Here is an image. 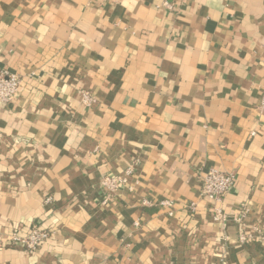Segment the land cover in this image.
Returning <instances> with one entry per match:
<instances>
[{"label":"crops","instance_id":"obj_1","mask_svg":"<svg viewBox=\"0 0 264 264\" xmlns=\"http://www.w3.org/2000/svg\"><path fill=\"white\" fill-rule=\"evenodd\" d=\"M2 71L0 264H264V0H0Z\"/></svg>","mask_w":264,"mask_h":264},{"label":"built area","instance_id":"obj_2","mask_svg":"<svg viewBox=\"0 0 264 264\" xmlns=\"http://www.w3.org/2000/svg\"><path fill=\"white\" fill-rule=\"evenodd\" d=\"M23 77L16 73L8 71L0 72V103H10L15 100L19 90L23 84ZM84 101L88 104L95 102V98L91 95L85 94ZM260 110L264 111V92L259 105ZM131 169L126 170V174H130ZM235 175L233 173L224 172L219 169L212 168L200 177L201 194L212 200L221 201L228 193H230L235 186ZM128 178L123 175L104 176L102 178V186L109 195L119 194L122 188L126 185ZM161 205L173 208L174 203L171 200H164L160 202ZM191 207L196 210L195 203ZM216 218L225 220L227 214L220 208L214 209ZM172 213V212H171ZM247 208L242 205L235 215V222L243 229L245 227V218ZM259 237L255 238L251 234H247L245 230H241L239 240L241 243H248L258 241L264 246V232L259 231ZM50 238V233L43 229L40 225H34L26 235L13 233L11 235V243L20 245L30 250H36L44 245Z\"/></svg>","mask_w":264,"mask_h":264}]
</instances>
